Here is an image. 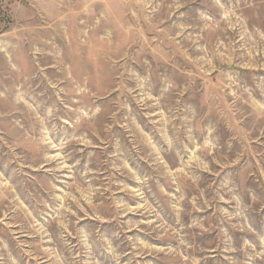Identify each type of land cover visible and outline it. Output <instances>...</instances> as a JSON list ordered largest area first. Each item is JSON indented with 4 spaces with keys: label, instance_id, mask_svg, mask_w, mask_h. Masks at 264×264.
Wrapping results in <instances>:
<instances>
[{
    "label": "rangeland",
    "instance_id": "1",
    "mask_svg": "<svg viewBox=\"0 0 264 264\" xmlns=\"http://www.w3.org/2000/svg\"><path fill=\"white\" fill-rule=\"evenodd\" d=\"M0 264H264V0H0Z\"/></svg>",
    "mask_w": 264,
    "mask_h": 264
}]
</instances>
